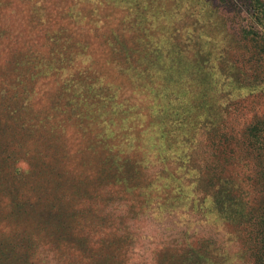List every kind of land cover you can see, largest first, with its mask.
Returning a JSON list of instances; mask_svg holds the SVG:
<instances>
[{
	"label": "rangeland",
	"instance_id": "obj_1",
	"mask_svg": "<svg viewBox=\"0 0 264 264\" xmlns=\"http://www.w3.org/2000/svg\"><path fill=\"white\" fill-rule=\"evenodd\" d=\"M0 264H264V0H0Z\"/></svg>",
	"mask_w": 264,
	"mask_h": 264
}]
</instances>
